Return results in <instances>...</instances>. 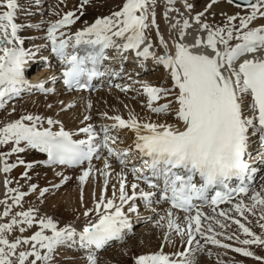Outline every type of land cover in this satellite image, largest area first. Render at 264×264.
Wrapping results in <instances>:
<instances>
[{
    "label": "snow or ice",
    "instance_id": "obj_1",
    "mask_svg": "<svg viewBox=\"0 0 264 264\" xmlns=\"http://www.w3.org/2000/svg\"><path fill=\"white\" fill-rule=\"evenodd\" d=\"M82 2L88 3V0ZM219 2L210 0L204 11L193 17L196 27L191 43L184 42L189 34L187 30L193 29L189 19L171 25L179 36L171 53L163 36L159 38L163 53L151 51L153 44L149 32L153 28L159 32L156 0H125L120 10L97 18L72 35L64 32L57 35V32L76 22L78 17L74 19L73 12L66 13L48 27L46 38L62 66L60 78L68 91L88 89L94 78L106 74L118 76L119 73L105 66L106 62L117 58L126 60V54L133 50L137 58L147 60L151 57L156 64L162 65L167 70L171 87L142 85V94L147 97L146 107L158 121L141 122L135 114L124 119L104 113L112 123L102 124L99 130L91 124L79 128L78 133H84V139L74 138V133L66 131L59 120L39 115H22L0 126V148L12 145L10 150L0 151L2 173L8 174L24 165L26 170L22 178L30 179L28 170L35 162H26L17 155L16 162L9 163V157L34 150L46 155L39 163L73 170L79 168L77 179L81 193L94 172L104 177L99 196L94 195V207L82 213L87 223L77 231L72 225L58 227L50 217H38V210L34 208L13 212L15 206L22 207L29 193L8 187L12 181L6 176L3 181L6 198L0 200L3 206L0 218L9 219L0 222V264H52L58 248L74 245L88 251V264H97L93 252L104 249L112 241L122 240L132 229L129 214L138 212L137 200L151 205L153 197L155 203L169 204L168 231L164 240L171 243L174 232L185 248L166 253L162 244L156 253L136 256L134 264H194L190 254L204 252L209 244L231 249L264 264V257L249 250L252 245L264 246V232L258 235L241 219L229 215L231 211L247 221L246 213L255 216L259 209L257 223L264 229V223L259 222L264 221V186L261 191L249 195L246 182L257 172L247 158L250 139L258 137L264 144V24L254 25L258 19H264V0H226L237 8H250L251 11L243 16L223 14L225 21L214 25L206 21L205 13ZM168 3L174 4L175 0H168ZM17 7V0H0V9H6L0 11V109L25 89L54 91L44 83L32 85L26 79V65L35 53L22 46L24 40L18 35L21 26L14 22ZM184 7L191 11L194 5L185 0ZM172 11L175 9H168ZM127 90V87L122 88V91ZM161 101L163 103H159ZM64 110L62 107L61 111ZM170 115L175 117L174 124L167 122ZM57 125L58 130H54ZM125 129L131 131L135 139L132 145L120 148L118 141H123L119 132ZM258 157L260 163H264V151L258 153ZM93 160H101L102 168H95ZM113 161L120 165L116 173L118 188L113 184L112 194L108 196L109 182L115 172ZM129 174L133 177L130 184ZM234 178L239 183L230 187ZM67 179L62 176L61 182ZM216 187L224 191H216L209 197ZM30 190L37 191V186L30 185ZM47 191V188L40 190V196ZM234 196H246L249 202L242 198L234 201ZM197 201L209 204L216 215H207ZM224 203L232 207L228 211H217ZM177 213H183L182 219ZM227 221L238 226L243 239L236 232L224 231L231 227ZM33 227L38 230L29 236L22 235ZM217 227L221 231H217ZM221 236L241 246L224 243L218 238ZM207 254L212 255L210 249ZM218 264L223 262L218 261Z\"/></svg>",
    "mask_w": 264,
    "mask_h": 264
},
{
    "label": "rangeland",
    "instance_id": "obj_2",
    "mask_svg": "<svg viewBox=\"0 0 264 264\" xmlns=\"http://www.w3.org/2000/svg\"><path fill=\"white\" fill-rule=\"evenodd\" d=\"M27 1H29L28 5L25 6V8L27 10L23 7L24 9H23L22 13H23L24 17H23V19L21 17V21L22 22L24 21V24H26V26H28V28H30V29L36 30L38 27V30L34 31L33 33H31V31L29 29L28 33L30 32L29 34H32L33 37H35V33H37L38 31L44 30V27H42L43 28L42 29L41 28L42 25L39 27L38 23L41 22L42 24L44 23L46 25L47 23H49L53 19H57L61 14H64V13H66L72 9L76 8V9L81 10L82 12H84L83 15L86 13V15H84L83 19L91 20L92 18L97 19V18H99V16H102V17L103 16H110L116 10L118 11V9H120L122 7L123 3L125 2V0H96L95 3L94 2H93V4L91 3L90 6L94 5V7L96 6L98 8V4L102 3V5H104V8L101 10L98 9L97 13H91L90 14L89 7L87 8L88 3H83L82 0H76L77 3L75 2L76 4H74V7H70L68 5L69 3H67L66 0H59L57 2L58 3L57 5H54V3H51L52 0H48L46 5H45V7L47 8L46 10L45 9H43V10L39 9L41 6V5H39V3L44 2L43 0H40L39 3H38V1L34 2L33 0H27ZM182 1L185 3L184 0H182ZM88 2H91V0H88ZM188 2L192 3L194 5V8L192 10L195 11L196 13H199L201 11H204L206 5L210 2V0H188ZM222 3L225 4L226 6H229L230 8L223 9V8H221V6L217 7L218 4H222ZM108 4L110 6H113L114 8L110 7ZM218 4L214 5L211 9L208 10V12L205 13L206 21L211 22L214 25L221 24V22L225 21V16L223 14L235 15V14L239 13L241 16H243L246 14V11L247 12L251 11L250 8H247V9L243 8V7L237 8V7H235L234 4H228L226 2V0H220V2ZM37 5H39V6H37ZM88 15H91V16L87 17ZM24 18H26V20ZM262 22H264V19H260L258 21H255L254 25L264 24ZM21 24H23V23H21ZM45 54H46V52H45ZM131 63L132 62H129L128 64H126V67H127L126 71L129 69V65ZM161 73H162V70L160 69V67H158L157 69H152V70L146 72L145 74L149 78H153V76L156 78H159V75ZM164 78H165V76H164ZM163 83H166V82H163ZM115 87H116V85L109 87L106 91L104 89L103 92H100L98 97L101 94H103L100 96L101 98L100 97L98 98V100H100V103H103V101H105L104 98H106V99L108 97L114 98V97H117L116 95L120 96L121 94H122L121 97H123L124 99H128L130 101H136L139 99L138 97H136V94L132 97L133 92L130 91V89H128L127 91H122V89L119 87V89H121V90H119L117 92L118 87H117V89ZM132 88L133 87H131V89ZM98 92H99V90H94V91H91L89 93L84 94L82 97H80V99L78 100V103L70 108V109H72V112H74V117L76 119H74V121H73V119L71 121L69 120L70 122L66 121L67 123L66 122L65 123L67 126L69 125V128L73 131L74 135H76L77 137H85L84 133H78V129L81 127H86L88 124H91L94 126V119H96L97 116H100L102 114V117H104V115H103L104 113H107L108 116H113L116 114L114 111H111V113H110L109 108H106V110L104 109L103 112L101 113V106H96L95 102H93V108H92L93 109L92 110L93 115H92V117L88 120L84 119V122L81 121V119H80V122H78V119L84 113L85 103L88 102L90 98L93 99L94 97L92 95H96V94H98ZM58 94H59V92L57 91L55 94L49 95L48 96L49 98L48 97L44 98L45 100L42 99L41 101H39V103L38 102H35V104L33 103L30 107L31 109L30 108L27 109L26 112L28 114H32V115H37L36 110H39V111L43 110V111H45V113L48 111L51 112L53 110V108L57 106V104L59 105L61 103L60 101L57 102ZM31 96H34V94H31L30 97L28 96V97H23L21 99H17L15 101V103H17V104L19 103L18 105L20 107L23 104V101H24V103L28 102V100H29L28 98H31ZM54 97H57V98L54 99ZM126 97H128V98H126ZM123 98H121V99L124 100ZM142 99L145 100V98H142ZM140 100H141V98H140ZM139 103L141 104V107H145V109L143 108L145 111L147 110L148 113L150 112L146 107V100L144 102L140 101ZM65 104H66V106L69 105L68 103H65ZM49 105H51V107H49ZM64 106H62V107H64ZM62 107H60V109L56 111L57 114L59 111H61ZM82 108H84V109H82ZM8 109L10 110V107L2 110V113H0V116H2L3 113L8 114V116H13V115L15 116V112L13 111V109L10 110L11 111L10 113H7ZM50 112H48V113H50ZM52 112L50 113V115H53L54 120H55V117L57 114L55 112L54 113H52ZM45 113L43 114V116L46 117ZM79 113H80V115H79ZM39 116H42V114L41 115L39 114ZM172 117L173 116L170 115L168 118H172ZM156 119L157 120H155V121H158V117ZM71 122H73L74 124ZM71 124H72V126H70ZM96 124H98V122H96ZM0 126H3V124H1V122H0ZM46 126L47 125L45 123V127ZM98 130H99V128H98ZM130 137H131V135H130V132L128 130L125 129V130L120 131L119 132V138H120V140L123 141V143H120L118 141V144H117L118 147L125 148L128 145H130V139H129ZM11 147H12V145L3 146L2 151H8V150H10ZM32 152H35V151L32 150ZM35 153L41 154L38 152H35ZM22 154L23 153L13 154L12 156H10L9 157V163L11 161L17 159V155H19V157L21 159L24 158L23 160L30 163L31 160H27V158L22 156ZM100 163H101V160L96 161V163L94 164V167L99 168ZM36 164H37V162H36ZM113 165H114L113 166L114 168L118 167V169H115V172H113V174H112L113 178L111 177V179H110L111 180L109 182L110 188L108 189V193H110V194L108 196H111V192L113 191L112 185L116 184V182L119 180L116 173H118L120 171V169H119L120 165L118 163H116L115 161H113ZM38 166H41L44 171L47 170L49 172H52V177H50V179L47 178L49 176L47 171L43 175L47 174L48 176H45L44 178L43 177L41 178V175H39V177H33L30 174L31 172H33L32 171V169L34 168V166H33L30 170H28V176L30 177V179L22 178L21 174L24 173L26 169L21 171V173H19L18 177L13 178L14 180H12V177L8 178L12 181L11 187L14 185L15 180L19 181L21 183L20 188H18L19 191H21V192H26L27 190H30V185L35 184L37 186V191H35V192L31 191V193H29L27 196H25L23 201H22V207L21 206H15L13 208V212H19L21 210H28L29 208H34V209L38 210L36 213L38 217H50L53 219L54 222L57 223L58 227H64L66 225H69L71 219H75V220L80 219L81 220V219L85 218L82 215V213L84 212V209L85 210L91 209L92 206L90 208L86 207V208L81 209L80 211H77L76 216L72 217L71 219L68 218L69 221H68V219H66L67 217H65V214H67L65 210H67V209L65 208V210H63V208L65 207L64 206L65 202H66L64 197L68 193L69 194L72 193L74 195L77 191H81V186L79 185V183L71 180L72 176L75 177V176L80 175V170L79 171L76 170V172H72V173H69V172L65 173L66 169L61 170L59 168H56L55 166H47V165L44 166L43 164L39 163V161H38ZM19 168H24V166L19 167ZM58 169L61 171H59ZM58 173H60L62 175H58ZM95 174H97V173L94 172L92 178H93V180L95 179L94 180L95 183L96 182L98 183L99 180H98V178L95 177ZM66 175H68L70 177L71 181L67 180V182L62 183L61 182L62 176L66 177ZM92 178H90L89 180H92ZM93 180H92V182H93ZM261 180L263 182L261 184H259V181H261ZM259 181L257 182V184L254 187V189L252 190V192L253 191H261L262 186H264V173L259 178ZM89 182L90 181H88L86 184H88ZM53 185H59V186L53 187ZM45 188H47L48 191L45 193V195L43 197H41L40 196V190L45 189ZM87 189H88L87 187L86 188L83 187V192H84L83 193V199L85 197L87 199V193H88ZM252 192L249 195H251ZM80 194H82V193H80ZM12 195H15V193ZM57 196L61 199H58ZM86 199H84V200H86ZM242 199H244L246 203L249 202L248 197H244ZM8 202L12 203V201L10 199L8 200ZM63 202H64V204H63ZM77 202H80V201L77 200ZM156 205H155V207H150L149 205L146 204L144 207V210H146L149 207L152 209H155L154 213H153L152 209H151V211H149V213H152V216H154V217L151 218V214H150V216H146V215L142 216V219H149L150 222H147V223L142 222L140 224L138 223L135 226L136 228L132 227V229H131V230H135V229L138 230V229H141V227H145L149 223L151 224V222H152L153 227L150 226L151 228L148 232H146L144 234L145 236L142 234L139 235V233H134L133 234L134 238L137 237L138 241L133 246L129 245L130 239H128L127 241L123 240L120 243H115V241H112L107 248H105L100 253L95 255L97 258V264H134V258L136 256L143 255V254L156 253V252L160 251L162 244L164 245L163 251L166 253H173V252H176L177 250L183 251L185 248V245H183L181 243V238H178L179 237L178 235H176V236L173 235V234H175L174 232L171 235V240H172L171 243H167L164 240V234L166 231H168L167 226H166L167 225V220H166L167 210H166V208H164L165 205L160 204L162 206L161 207L158 204V206H159V207H157L158 209L156 208ZM231 207H232V205L228 204V206H225L221 209L228 211ZM221 209H217V211H219ZM2 210H3V206H2ZM209 213L216 215L215 213H213L212 210L209 211ZM229 215H235L236 218L241 219L242 223H245L248 227H250L252 229V231H254L258 235L261 234L262 232H264V229H261L257 223V221L259 220V215H260L259 209H257L255 216L246 213V215L248 217L247 221H245L243 217H240L238 214H235L234 212L230 211ZM133 217H136V216H133ZM160 217H165L164 222L159 219ZM8 219L9 218H0V222H4ZM92 219H94V218H92ZM220 219H223V218H220ZM85 220L87 221V218ZM133 220H140V219L137 216V218H134ZM157 220H160L161 223L157 224ZM249 221L251 223H249ZM259 222L264 223V221H259ZM227 223L230 224L231 227L228 229H225L224 231H226L228 234L236 232L240 235L241 239L244 238L243 234L239 232L237 225L232 224L231 221H227ZM161 224L164 225V227H160ZM36 230H38V228L33 227L32 229H29L28 231H26L22 235L29 236ZM217 231H221V230L217 227ZM47 234H50V231ZM16 235H21V234L16 233ZM197 238L200 239L199 237H197ZM218 238L221 239L224 243L232 244L233 247H240L241 246L235 240H231V241L225 240L223 236L218 237ZM203 243H204V241L201 240V244H203ZM120 244L122 245L121 248L119 246ZM192 247L195 248V244H193ZM209 249L212 252L211 256H209L207 254ZM249 250L253 251L256 256L264 257V246L257 247L255 245H252V246H249ZM86 253H87V251H79V250H77V248L75 249V247H71V248L61 247V248H58L57 251L54 253L52 264H74V262L79 263V264H81V263L82 264H88V261H87V255L88 254H86ZM65 254L67 256L69 254H71L70 255L71 258L68 259L66 257L67 259L63 260L62 255H65ZM190 258H192L194 260V264H218V261L223 262V264H262L261 261H258L252 257H244L238 253L233 252L231 249H223V248L213 246L210 244L205 246L204 252H194V253L190 254Z\"/></svg>",
    "mask_w": 264,
    "mask_h": 264
},
{
    "label": "bare ground",
    "instance_id": "obj_3",
    "mask_svg": "<svg viewBox=\"0 0 264 264\" xmlns=\"http://www.w3.org/2000/svg\"><path fill=\"white\" fill-rule=\"evenodd\" d=\"M34 1V0H33ZM35 1H39L40 2V0H35ZM59 0H52L51 1V3H54V5H57ZM67 1V3H69L68 5L70 6V7H74V4H76L77 2H76V0H66ZM95 1L96 0H91V2H88V5H87V8L89 7V12H90V14L91 13H97V11H98V9H103L104 8V5H102V3L101 4H98V8L95 6L94 7V5H92V6H90L91 5V3L93 4V2L95 3ZM28 2L29 1H27V0H17V4H18V7H17V9H16V14H15V17H14V20H15V22L16 23H18L21 27H20V30H19V32H18V35L24 40V44L22 45L26 50H30L31 52H33V53H35V57H37V56H40L41 54H43L44 55V58H49V59H51V60H49V61H42V62H40V63H38L37 64V66H39V67H42V65L44 66V65H47V68H44V67H42V68H37V70H38V73H36V71H33V72H31L32 71V69H33V66L35 65L34 63H31L30 64V67L28 68V71H27V73H30L31 75L30 76H32L31 77V79H29L28 81H29V83H33V82H35L36 81V77L37 76H40V78H45V79H48V81H47V83H46V86H48V87H50V86H58L59 85V82H60V78H59V71H60V68L62 67L61 65H60V63H59V60H58V58L55 56V54L54 53H52V54H50L49 53V51H50V48H48V47H50L49 45H50V42L47 40V38H46V36H47V29H48V27L51 25V24H53V23H55L59 18H60V16L62 15H60L57 19H53L52 21H50L49 23H47L46 25L43 23H38V26L40 27L41 25V28L42 27H44V30L42 31V30H40V31H38L37 33H35V35H37V36H35V37H33V36H30L29 35V33H28V31H29V29L30 28H28V26H26V24H24V21L22 22L21 21V17H22V19H23V9L22 10H20L19 9V7H20V5H24V6H26V5H28ZM47 2V0H45V2H40L39 3V5H41L42 7L40 8V9H47L46 7H45V3ZM65 2V1H64ZM76 2V3H75ZM105 2V1H104ZM66 3V2H65ZM113 4V3H112ZM38 5V6H39ZM97 5V4H96ZM109 5V4H108ZM110 6V5H109ZM221 6V8H223V9H228V8H230L229 6H226L225 4H218V6L217 7H220ZM110 7H113V6H110ZM25 8V7H24ZM114 8V7H113ZM112 8V9H113ZM175 9V11H172V12H168V9ZM3 10H6V9H1L0 11H3ZM72 10H74V9H72ZM72 10H70V11H72ZM118 10H120V9H118ZM117 11V10H116ZM155 11H156V20H157V24H158V26H159V32L157 33V30H156V28H153L150 32H149V36H150V38H151V42H152V44H153V48L151 49V51H153V52H156V53H158V54H162L163 53V49L159 46V38H160V36H163V38L167 41V43H168V45H169V52L171 53V50H172V48H173V46H174V42L175 41H178L179 40V36H178V33H177V29H174V28H172L171 27V25L172 24H174V23H176L177 21H181V23H182V19H184V18H186V19H189V21H190V23H192L193 24V29H189V30H187V32L189 33L188 35H187V37H186V40L184 41V42H186V43H191L192 42V39H193V35L195 34L194 33V29H195V27H196V25H195V22H194V19H193V17H195V15H194V13L192 12V11H189V10H187L185 7H184V2L182 1V0H175V3L174 4H169L168 3V0H156V5H155ZM166 12H168V15H167V17L165 16V13ZM67 13V12H66ZM65 14V13H64ZM181 14H183V16H181ZM84 15H86V13L84 14ZM84 15L83 16H81V18L78 20V22L77 23H74V24H72V25H70V27L66 30V32H65V34L66 35H72V34H74L76 31H80V30H83L85 27H87V26H89V25H91L92 23H94L95 22V20L96 19H91V20H89V19H83V17H84ZM91 15H88L87 17H90ZM96 17V16H95ZM103 17H107V16H103ZM99 18H102V16H99ZM25 20H26V18H24ZM21 23H23V24H21ZM44 25V26H43ZM32 28V27H31ZM43 29V28H42ZM38 30V27H37V29L36 30H33V29H30V31H31V33H33L34 31H37ZM39 46L40 47H42L40 50H41V54H36V49H38L39 48ZM45 52H46V54H45ZM112 55H115V53L114 52H112L111 53ZM51 55V56H50ZM127 55V59L126 60H121V59H119V58H117V59H115V60H113V61H118L119 63H121L122 64V62H124L125 61V64L128 62V61H130L129 59H134L135 61L134 62H132L131 64H130V68H129V70L128 71H130V73H128L127 75H122V76H119L118 78L116 77V76H111L110 77V79L109 80H107V81H102L101 83H100V89L101 88H108L109 86H110V84L112 83V82H117V84H118V89H117V87H116V89H117V92L119 91V87H121V88H124L125 86H127L128 85V88H130L131 89V87H133L130 91H132L133 92V94H132V97L136 94V97H138L139 99L138 100H136V101H130V100H128V99H124L123 97H121L122 96V94L119 96V95H116L117 97H108L107 99L106 98H104L105 99V101H103V103H100V100H98V98L101 96V95H103V94H101L99 97H98V95L100 94V93H98V94H96V95H92L94 98L93 99H89V101L88 102H86L85 103V110H84V113L82 114V116L78 119V122H80V119H81V121H83L84 122V117L85 116H88V117H92V115H93V113H92V108H93V102H95V104H96V106H101V113L103 112V110L105 109L106 110V108H109L110 109V113H111V111H114L116 114L115 115H120V116H122L124 119H128V117H129V115L130 114H135L136 116H137V118L141 121V122H144V121H155V120H157L156 118H157V116L156 115H154V114H152L151 112H149L148 113V111L146 110H144L145 109V107H141V104L139 103L140 101H145V100H147V98L144 100V99H142L143 98V94H142V85L143 84H149V85H153V86H163L162 85V83H161V81H162V79L164 78V75H165V73H166V77L168 78V87H171V81H170V78L168 77V73H167V70L162 66V65H158V64H156L155 63V61L151 58V57H149L147 60H144L143 58H137L136 56H135V51L133 50V51H131V52H129V53H127L126 54ZM47 56V57H46ZM112 61V62H113ZM108 64H112V63H108ZM36 66V65H35ZM158 67H161V68H163V70H162V73L159 75V78H156V77H154L153 76V78H149L145 73L146 72H148V71H150V70H152V69H157ZM50 72H53V77H52V75L50 74ZM34 73V74H33ZM44 73V74H43ZM50 77H52V78H50ZM129 77H131V78H129ZM165 77V78H166ZM164 80V79H163ZM60 86V85H59ZM59 90L61 91L60 93H59V95H58V98L57 97H54V99L55 98H57L58 100H57V102L58 101H60V102H62V104L60 103L59 105L57 104V106L56 107H54L53 108V112L52 113H56V111L57 110H59L60 109V107H62V106H66V104L65 103H70V104H72V106H74V105H76L77 103H78V100L80 99V97H82L86 92H76V93H71V92H68V91H66V90H64L63 88H59ZM104 89H102L101 91H103ZM32 93H38V90L36 89V88H33L32 89ZM30 94V93H29ZM29 94H27V96H29ZM106 94V93H105ZM38 95V96H37ZM35 97L33 96V97H31L29 100H28V102H26V103H24V101H23V104L19 107V103L18 104H13V105H11L10 106V110L11 109H15V116L13 115V116H8V114H5V113H3V115L2 116H0L1 118H0V122H1V124H6V123H9V122H12V121H14V120H16V119H19V117L21 116V115H26V114H28L27 112H26V110L27 109H29L30 107H31V105L34 103L35 104V102H38L39 103V101H41L43 98H45V97H47L46 95H39V94H37ZM108 95V94H107ZM105 96V95H104ZM49 98V97H48ZM101 98V97H100ZM121 98H123L124 100H122ZM126 98H128V97H126ZM140 98H141V100H140ZM45 100V99H44ZM27 101V100H26ZM56 102V103H57ZM122 102V103H121ZM44 103V102H43ZM89 105H91V107H89ZM9 106V105H8ZM64 106V107H65ZM7 108H9V107H7ZM144 108V109H143ZM31 109V108H30ZM82 109H84V108H82ZM81 109V110H82ZM9 109H8V112L7 113H10L11 111H10ZM108 110V109H107ZM48 111V110H47ZM6 112V111H5ZM48 112H50V111H48ZM48 112H46L45 113V111H39V110H36V113H37V115H41V114H46V117H53V119H54V116L53 115H50V113H48ZM113 113V112H112ZM57 114V113H56ZM78 115V114H77ZM76 115V116H77ZM79 115H80V113H79ZM112 115V114H111ZM78 117V116H77ZM73 119V121H74V119H76L75 117H74V112H72V109H70V108H65V110L64 111H59L58 112V114L56 115V118H55V120H59L62 124H63V126H64V128L65 127H67V125H66V123L70 120H72ZM67 121V122H66ZM69 121V122H70ZM66 122V123H65ZM77 122V121H76ZM96 122H98V124H96ZM167 122L168 123H172V124H174L176 121H175V117L173 116L172 118H167ZM71 123H73V122H71ZM112 123V121H110V120H108V119H106L105 117H102V114L100 115V116H97V118L96 119H94V127L98 130V128H100V126L102 125V124H111ZM74 124V123H73ZM77 124V123H76ZM96 125V126H95ZM70 126H72V124L70 125ZM58 125L57 126H55L54 127V130H58ZM68 127H69V125H68ZM129 131V130H128ZM130 132V135H131V137L129 138L130 139V145H132V143H133V141H134V139H135V135L131 132V131H129ZM128 133V132H127ZM129 135V134H128ZM76 137V136H75ZM79 138H81V139H84V138H86V137H79ZM118 146V145H117ZM129 146V145H128ZM0 151H2V148L0 149ZM259 151V150H258ZM106 154V153H105ZM22 156H24L25 158H27V160H31L32 162H35L34 163V168L32 169V171L33 172H31L30 174L33 176V177H39V175H41V178L43 177H45V176H48L47 174H45V175H43L44 173H46V171L47 170H43L42 169V167L41 166H38V161H40V159H42V155H40V154H36V153H34V152H32V150H29V151H26V152H24L23 154H22ZM40 157V158H39ZM256 158H258V154H257V156H256ZM259 162H260V160H258ZM31 162V163H32ZM36 162H37V164H36ZM96 163V161L95 160H93V165ZM42 164V163H41ZM44 165V164H43ZM45 166V165H44ZM86 166V165H85ZM114 166V165H113ZM20 167H23V166H20ZM254 167H258L257 165L256 166H254ZM260 167H262V170L264 169V163H260ZM99 168H102V161H101V163L99 164ZM25 169V166H24V168H19V167H16L14 170H12L10 173H8V174H5V173H2V172H0V200H3V199H5L6 197H5V193H6V189H5V187H4V183H3V181H4V179H5V177L7 176V178H11L12 177V180H14L13 178H15V177H18L19 176V173H21V171H23ZM59 169H66L65 170V173H72V172H76V170L77 171H79V168H77V169H75V170H73V169H70V168H63V167H61V168H59ZM58 169V170H59ZM115 169H118V167H116ZM120 169V168H119ZM51 170V169H50ZM53 170V169H52ZM57 170V169H56ZM61 170H59V171H61ZM47 173L49 174V176L47 177V178H49L50 179V177H52V172H49V171H47ZM57 173V172H56ZM72 176V175H71ZM98 176V177H97ZM113 176V175H112ZM111 176V177H112ZM66 177L68 178L67 180H69V181H74V182H78L79 183V181H78V179H77V177L78 176H75V177H73L72 176V178H71V180H70V177L68 176V175H66ZM95 177L96 178H98V180H99V182L97 183H95L94 182V180H93V178H92V180H93V182H92V180H89L90 182L88 183V184H86V185H84L83 187H87L88 189H87V199H86V197L84 198V199H86V200H84L83 199V201H81V191H77L74 195L71 193V194H67L65 197H64V199L66 200V202H65V207L63 208V210H65V208L67 209V210H65L66 211V213L67 214H65V217H67L66 219H71L72 217H74V216H76V212L77 211H80L81 209H83V208H90L91 206V208H93L94 207V195L96 196V197H98L99 196V194H100V191H101V187H102V183H103V179H104V177H102V176H99V174L97 173V174H95ZM113 178V177H112ZM119 178V177H118ZM117 180V179H116ZM111 181V180H110ZM128 182H129V184L131 183V182H133V177L129 174L128 175ZM112 183V182H111ZM114 183V182H113ZM262 182H260V184H261ZM57 184V183H56ZM20 185H21V183L19 182V181H16L15 180V183H14V185L11 187V184H9V186L8 187H11V188H20ZM80 185V184H79ZM111 185V184H110ZM116 186H117V188H118V181L116 182V184H115ZM141 187L142 188H145L146 189V186L145 185H141ZM110 187H108V189H109ZM147 190V189H146ZM137 191H139V189L137 190ZM79 192V193H78ZM84 193V192H83ZM82 193V194H83ZM14 194V193H13ZM108 195L110 194V193H107ZM111 194H112V192H111ZM130 194V193H129ZM58 197V196H57ZM77 198V199H76ZM238 198H242V197H238ZM58 199H61V198H59L58 197ZM77 200H79L80 202H77ZM54 201V200H53ZM153 201H155V197H153ZM118 202V201H117ZM144 203H146V202H144L143 200H137V205H138V212L137 213H130L129 215H130V219H131V223H132V227H135L136 226V224H140V223H147V222H150L149 221V219H142V216H150V214H151V218L152 217H154V216H152V213H149V211H151V209L152 208H147L146 210H144V207L145 206H143V204ZM63 204H64V202H63ZM60 205V204H59ZM226 205V204H225ZM225 205H222V206H220V207H218V208H222V207H224ZM47 206V205H46ZM57 206V205H56ZM63 206V205H62ZM151 206V205H150ZM157 207H159V206H156V208ZM162 207V206H161ZM164 208H166L167 210H168V208H169V206H168V204H165V207ZM163 208V209H164ZM207 208H212V207H207ZM158 209V208H157ZM206 209V208H205ZM205 209H202L204 212L206 211H208V210H210V209H208V210H205ZM153 210V209H152ZM0 211H2V205H0ZM84 211H85V209H84ZM175 211V210H174ZM80 213V212H79ZM153 213H154V211H153ZM139 214V215H138ZM207 214V213H206ZM155 215V214H154ZM177 215L182 219V217H183V213H177ZM133 216H136V217H133ZM137 216H138V218L140 219V220H133L134 218H137ZM92 218H94L95 219V216L94 217H92ZM69 219H68V221H69ZM86 218H83V219H78V220H75V219H71V221H70V224L69 225H72L73 227H75L76 229H77V231H80L81 229H82V227L81 226H83V224H86L87 223V221L85 220ZM160 219V218H159ZM160 221V220H159ZM161 221H163L164 222V220H161ZM177 222H180V220H178ZM161 223V222H160ZM150 226H152V222H151V224L149 223L148 225H146L145 227H141V229H138V230H130V231H127V233H126V235H124V237L123 238H125V241H127L128 239H130V244L129 245H134L138 240H137V237H135L134 238V233H139V235H144L146 232H148L149 230H150ZM153 227V226H152ZM35 228V227H34ZM136 228V227H135ZM35 230V229H34ZM173 235H175L176 236V234H173ZM145 236V235H144ZM178 238H180V237H178ZM123 240V239H122ZM122 240H118V241H121L122 242ZM127 244V245H128ZM120 246V248H121V244L119 245ZM126 246V245H125ZM72 247H75V249L77 248V250H79V251H87V250H85V249H81V248H79L78 247V245H74V246H72ZM128 247V246H127ZM126 247V248H127ZM117 248V247H116ZM119 248V249H120ZM62 251V250H61ZM67 251V250H66ZM120 251V250H119ZM65 252V251H64ZM69 253V252H68ZM94 253V252H93ZM86 254H88V251H87V253ZM71 254H69L68 256L65 254V255H62V259L63 260H65V259H70L71 258V256H70ZM82 256V255H81ZM85 256V255H84ZM67 257V258H66ZM65 262V261H64ZM63 262V263H64ZM81 263V262H80ZM74 264H79V263H76V262H74ZM82 264V263H81Z\"/></svg>",
    "mask_w": 264,
    "mask_h": 264
},
{
    "label": "water",
    "instance_id": "obj_4",
    "mask_svg": "<svg viewBox=\"0 0 264 264\" xmlns=\"http://www.w3.org/2000/svg\"><path fill=\"white\" fill-rule=\"evenodd\" d=\"M237 2H242V0H237Z\"/></svg>",
    "mask_w": 264,
    "mask_h": 264
}]
</instances>
